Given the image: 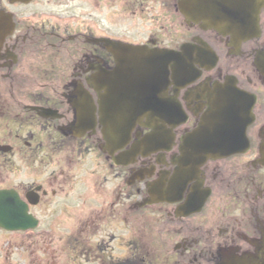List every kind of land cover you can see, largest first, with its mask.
Here are the masks:
<instances>
[{"label":"flooded vegetation","instance_id":"obj_1","mask_svg":"<svg viewBox=\"0 0 264 264\" xmlns=\"http://www.w3.org/2000/svg\"><path fill=\"white\" fill-rule=\"evenodd\" d=\"M134 68L168 120L109 144ZM233 116L240 152L187 154L209 118L238 143ZM0 264H264V6L240 40L179 0H0Z\"/></svg>","mask_w":264,"mask_h":264},{"label":"water","instance_id":"obj_2","mask_svg":"<svg viewBox=\"0 0 264 264\" xmlns=\"http://www.w3.org/2000/svg\"><path fill=\"white\" fill-rule=\"evenodd\" d=\"M183 7L184 14L194 21H205L210 27H220L225 34H232L241 40L248 39L258 31V20L260 9L264 6V0H179ZM125 68L124 70H127ZM143 69H129L125 73L123 83L113 85L111 91H124L119 99H110L109 105H103L101 109V122L107 127L103 133L106 134L110 143H122L126 140L129 130L135 123L145 115V106L137 101V93L128 89V81H133L132 77L141 75L138 71ZM160 68H154V74H161ZM136 82V80H135ZM134 83V81H133ZM133 83L131 85H133ZM133 90V88H131ZM120 95V94H119ZM151 105L147 107L154 109L153 117L158 120H168V104L159 98H152ZM237 116H233L230 124L232 137L238 143L227 144L224 142L227 136L222 132V128L213 123L212 118L203 122L199 129L189 138L191 144L187 152L188 155H195L203 162L209 156H218L238 152L245 145V127L239 125ZM17 229L20 227H7Z\"/></svg>","mask_w":264,"mask_h":264}]
</instances>
